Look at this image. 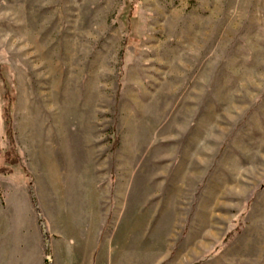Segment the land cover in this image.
<instances>
[{
    "label": "rangeland",
    "instance_id": "obj_1",
    "mask_svg": "<svg viewBox=\"0 0 264 264\" xmlns=\"http://www.w3.org/2000/svg\"><path fill=\"white\" fill-rule=\"evenodd\" d=\"M0 64V197L45 235L83 207L105 264H264V0H0Z\"/></svg>",
    "mask_w": 264,
    "mask_h": 264
},
{
    "label": "crops",
    "instance_id": "obj_2",
    "mask_svg": "<svg viewBox=\"0 0 264 264\" xmlns=\"http://www.w3.org/2000/svg\"><path fill=\"white\" fill-rule=\"evenodd\" d=\"M17 191L22 195L0 197V264H105L102 220H89L83 207L80 217H73L78 209L72 207L70 217L48 220L45 235L32 197Z\"/></svg>",
    "mask_w": 264,
    "mask_h": 264
},
{
    "label": "trees",
    "instance_id": "obj_3",
    "mask_svg": "<svg viewBox=\"0 0 264 264\" xmlns=\"http://www.w3.org/2000/svg\"><path fill=\"white\" fill-rule=\"evenodd\" d=\"M131 5V4H130ZM4 66L3 64H0V78L4 79L3 77V70H4ZM9 96V94H8ZM14 103V99L10 98L8 99V105L5 108V123H6V130L8 135L12 136V126H11V122H12V116H11V105ZM10 163L13 164H20L19 159L16 157L15 160L11 161ZM6 172V168H4V166H0V174L1 173H5ZM50 264V263H47Z\"/></svg>",
    "mask_w": 264,
    "mask_h": 264
}]
</instances>
